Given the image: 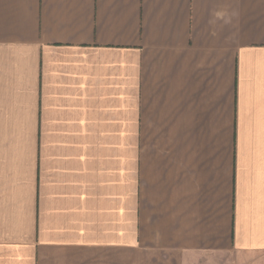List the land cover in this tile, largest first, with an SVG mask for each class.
Instances as JSON below:
<instances>
[{
    "label": "crops",
    "instance_id": "obj_1",
    "mask_svg": "<svg viewBox=\"0 0 264 264\" xmlns=\"http://www.w3.org/2000/svg\"><path fill=\"white\" fill-rule=\"evenodd\" d=\"M0 264H264V0H0Z\"/></svg>",
    "mask_w": 264,
    "mask_h": 264
}]
</instances>
